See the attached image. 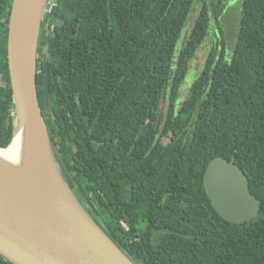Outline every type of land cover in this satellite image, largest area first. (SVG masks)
<instances>
[{"label": "trees", "instance_id": "trees-1", "mask_svg": "<svg viewBox=\"0 0 264 264\" xmlns=\"http://www.w3.org/2000/svg\"><path fill=\"white\" fill-rule=\"evenodd\" d=\"M231 1L54 0L44 16L37 86L53 145L78 199L137 264H264V0H242L228 51ZM12 6L0 0L4 149ZM217 158L235 159L256 218L234 224L213 207L204 178Z\"/></svg>", "mask_w": 264, "mask_h": 264}, {"label": "water", "instance_id": "water-1", "mask_svg": "<svg viewBox=\"0 0 264 264\" xmlns=\"http://www.w3.org/2000/svg\"><path fill=\"white\" fill-rule=\"evenodd\" d=\"M25 1L13 0L8 25L15 117L11 143L28 124L41 145L36 166L40 180L29 183L0 167V255L12 264H137L78 199L72 184L67 185L38 97V52L47 7L38 15L32 39L21 40ZM204 183L213 207L225 220L242 224L257 217L260 201L234 158L212 160Z\"/></svg>", "mask_w": 264, "mask_h": 264}, {"label": "bare ground", "instance_id": "bare-ground-1", "mask_svg": "<svg viewBox=\"0 0 264 264\" xmlns=\"http://www.w3.org/2000/svg\"><path fill=\"white\" fill-rule=\"evenodd\" d=\"M48 2L49 0L25 1L19 21L21 40L29 41L32 39L38 15L44 11ZM40 150L41 145L38 138L26 124L10 147L0 150V167L24 181L37 183L40 180L39 173L36 171Z\"/></svg>", "mask_w": 264, "mask_h": 264}, {"label": "rangeland", "instance_id": "rangeland-1", "mask_svg": "<svg viewBox=\"0 0 264 264\" xmlns=\"http://www.w3.org/2000/svg\"><path fill=\"white\" fill-rule=\"evenodd\" d=\"M54 0H49L47 4V8L49 7V3L53 2ZM241 2L242 0H232L230 4L228 5L227 9L225 10V15H223L221 19V25L223 28V35L226 39L227 43V49L228 51H232V48L235 45L236 39H237V34H238V26L240 25V20H241ZM240 7V9H239ZM45 8V7H44ZM198 9V7H197ZM198 15V10L194 13L193 19H195ZM240 18V19H239ZM192 23V22H191ZM211 43V41H209ZM208 45H204L200 51L197 52V56L192 62L193 68H194V75H197L198 73L201 72L202 66L206 62V54L207 51L206 49H210L212 47V43ZM182 45V40H180L178 47ZM192 73L188 75L187 81L190 79L192 82L194 79H191L190 76H194ZM188 89V88H187ZM165 107V106H164ZM65 178H67L68 183L67 185L70 187L71 184L73 186V183L68 175L66 173V176L64 175ZM71 188V187H70Z\"/></svg>", "mask_w": 264, "mask_h": 264}, {"label": "built area", "instance_id": "built-area-1", "mask_svg": "<svg viewBox=\"0 0 264 264\" xmlns=\"http://www.w3.org/2000/svg\"><path fill=\"white\" fill-rule=\"evenodd\" d=\"M53 7H54V3L51 2L50 5H49V8H48V11L51 10Z\"/></svg>", "mask_w": 264, "mask_h": 264}]
</instances>
